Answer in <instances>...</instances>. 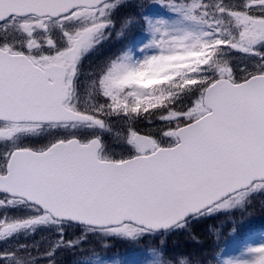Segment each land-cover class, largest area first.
Masks as SVG:
<instances>
[{"label":"snow or ice","instance_id":"obj_1","mask_svg":"<svg viewBox=\"0 0 264 264\" xmlns=\"http://www.w3.org/2000/svg\"><path fill=\"white\" fill-rule=\"evenodd\" d=\"M157 6L166 18L140 5L120 22V35L139 22L140 54L130 42L85 86V58L135 6L0 0V241L55 233L40 259L22 244L0 264H57L93 237L151 240L150 264H195L167 256V237L264 195V0ZM221 264H264V244Z\"/></svg>","mask_w":264,"mask_h":264},{"label":"trees","instance_id":"obj_2","mask_svg":"<svg viewBox=\"0 0 264 264\" xmlns=\"http://www.w3.org/2000/svg\"><path fill=\"white\" fill-rule=\"evenodd\" d=\"M150 0H127L129 4H138ZM127 9V8H126ZM126 12L123 10L118 18L115 28L117 33L116 43L106 44L101 53L106 55V60L115 58L122 48L130 42L143 41L145 36L140 24L135 23L125 35H120V22ZM120 45V46H119ZM115 46V47H114ZM95 65L89 67L95 68ZM93 67V68H92ZM83 69H88L83 67ZM100 69V68H99ZM97 69V70H99ZM84 75L82 76V79ZM158 122L149 124L147 121L140 125L142 131L155 132ZM23 217V215H17ZM235 229V230H234ZM65 239H75L79 232L70 227L65 230ZM264 233V195L256 194L246 211L240 210L232 214H219L194 223L191 228L184 232L176 233L167 237L166 255L191 258L195 264H221L225 254L223 250L244 244L249 238ZM55 233L50 229H37L34 233L26 234L22 238L21 245H27L28 250L37 259L38 253H44ZM158 243V242H157ZM105 244L107 247H105ZM155 245L151 240L133 243L121 239L103 240L99 237L91 238L82 249H61L56 254L57 264H77V261L86 258L99 257L104 264H132L135 260L151 261L149 253ZM38 264H47V261H39Z\"/></svg>","mask_w":264,"mask_h":264},{"label":"rangeland","instance_id":"obj_3","mask_svg":"<svg viewBox=\"0 0 264 264\" xmlns=\"http://www.w3.org/2000/svg\"><path fill=\"white\" fill-rule=\"evenodd\" d=\"M232 2H238V0H232ZM155 3V0H150L148 3L146 1L140 2L138 4H131L134 5L135 7H129L127 9H124V11L126 12L127 15L132 14L135 11H140L141 9L139 8L140 5H144L145 8L143 9L144 11H149V14L152 16V18H166L163 16L159 6L152 8L151 6ZM139 24V22H137ZM133 26H135L133 24ZM136 27V26H135ZM142 34L145 36V39L143 41H138L137 43H135V54L139 55V48L143 47V44L147 42L146 39V34L144 33V31L142 32ZM116 36L117 33L114 30L108 37L105 38V40L103 41V43L97 47L94 51H92L91 53H89L87 55V57L85 58L84 62H83V66H82V71H83V75L84 78L82 79V82L84 83L85 86H87V83L89 82L90 79V75L96 73L102 66H104L107 62H109V60H106V55L101 53V50H103L104 46L106 44H110V43H116ZM120 46V45H119ZM115 47V46H114ZM239 55V54H236ZM234 63L239 64L240 67H243V62L242 60L237 57L234 60ZM95 65L93 69H90L89 67ZM87 67L88 69H83V67ZM154 128V130H157V127H151ZM113 147L115 148L116 151H119V146L113 144ZM4 211L5 210H0V215H4ZM7 215L12 217V218H23L27 215V212L22 209V208H12V209H7L6 210ZM23 215V217L17 216V215ZM2 218V217H0ZM28 234V233H19L17 236L13 237L11 240L8 241V250H12V249H19V246L21 245L22 242V238H24V236ZM261 244H264V235H258L257 237H251L249 238L244 244L242 245H237L234 247L230 246L228 247L226 250L222 251V254L227 252V254L224 256L223 260H227V259H234V258H244L245 254H246V249L248 247H256V246H260ZM6 248V244L5 242H1L0 243V249H4ZM222 260V261H223ZM133 264H150V262H144V261H139L136 260Z\"/></svg>","mask_w":264,"mask_h":264},{"label":"flooded vegetation","instance_id":"obj_4","mask_svg":"<svg viewBox=\"0 0 264 264\" xmlns=\"http://www.w3.org/2000/svg\"><path fill=\"white\" fill-rule=\"evenodd\" d=\"M2 241H0V243H1ZM8 243V242H7ZM7 243H5L6 244V248L8 249L9 247L7 246L8 244Z\"/></svg>","mask_w":264,"mask_h":264}]
</instances>
